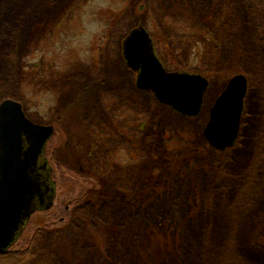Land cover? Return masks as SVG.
Returning <instances> with one entry per match:
<instances>
[{
	"label": "rangeland",
	"instance_id": "rangeland-1",
	"mask_svg": "<svg viewBox=\"0 0 264 264\" xmlns=\"http://www.w3.org/2000/svg\"><path fill=\"white\" fill-rule=\"evenodd\" d=\"M183 3L202 23L172 16ZM224 6L233 20L213 25ZM139 24L166 69L207 76L197 115L136 85L122 46ZM236 73L248 77L244 111L221 149L204 129ZM12 96L56 126L45 156L58 182L0 264L27 248L25 264H264V0H0V102ZM111 174L117 195L84 202Z\"/></svg>",
	"mask_w": 264,
	"mask_h": 264
},
{
	"label": "water",
	"instance_id": "water-1",
	"mask_svg": "<svg viewBox=\"0 0 264 264\" xmlns=\"http://www.w3.org/2000/svg\"><path fill=\"white\" fill-rule=\"evenodd\" d=\"M123 52L128 66L137 71L139 87L151 89L158 100L178 112L199 113L208 78L197 72L168 71L144 25L127 33ZM247 90L248 77L236 73L215 99L204 129L215 147L222 149L235 142ZM53 133V125L31 120L20 101L8 97L0 102V253L16 242L37 208L53 205L56 182L45 156Z\"/></svg>",
	"mask_w": 264,
	"mask_h": 264
},
{
	"label": "trees",
	"instance_id": "trees-1",
	"mask_svg": "<svg viewBox=\"0 0 264 264\" xmlns=\"http://www.w3.org/2000/svg\"><path fill=\"white\" fill-rule=\"evenodd\" d=\"M183 4H176L175 5L174 11H173V13L175 15H172V16H175V17L178 16V21L182 18L181 20H190L191 23H196V22L202 23L201 20H196L199 16L198 13H200V12L196 13V11H195L196 9L193 6L194 4H190V5L187 3H183ZM210 14H211V19H212L211 22L213 23V25H216V26L220 25L222 21H225L227 24L230 20H233L232 17L234 16L233 11L230 10L229 6H224L223 13L219 16L220 19L217 18L218 13H217V16H215L214 13H210ZM217 22H220V24H218ZM207 23H208L207 25L205 23H203V24H205V27H207L209 29L211 25L208 22V20H207ZM226 28H228V27H226ZM15 99L19 100L16 97H15ZM174 155L175 154L169 153L167 156L162 155V156L158 157L157 167H161L165 170L170 168L169 164H170L171 160L172 161L174 160L173 159ZM54 174L56 175V172H54ZM100 176L101 177H97L98 186L96 188H92L91 190L86 192L84 202L89 201V200L91 201L94 199L97 201H101V200H104L109 195H113V193H114V195H117V193L119 191L117 192L118 188L115 186V184L117 185L118 182H120V183L124 182L123 180L117 179L116 176H112V174L110 175L112 177L103 178L102 175H100ZM111 178H114V179H111ZM59 180L61 181L62 179L59 178ZM90 228H91L90 231H92L93 237L95 238L96 243L99 246H102L103 242H101V241L99 242V239L101 240L102 238H100V236L97 235V234H100L103 237V235L100 233V230L95 229L91 226H90ZM96 235H97V237H96ZM67 244L70 245L71 243H67ZM33 256H34V253L32 252V249H30V248L21 249L19 251H16V253H15V257H18L21 260L20 264H25L27 261H30V259Z\"/></svg>",
	"mask_w": 264,
	"mask_h": 264
},
{
	"label": "flooded vegetation",
	"instance_id": "flooded-vegetation-1",
	"mask_svg": "<svg viewBox=\"0 0 264 264\" xmlns=\"http://www.w3.org/2000/svg\"><path fill=\"white\" fill-rule=\"evenodd\" d=\"M122 53H123V56H124V52H123V47H122ZM161 58V57H160ZM162 59V58H161ZM124 61H125V64H126V66L127 67H129L128 65H127V62H126V58H125V56H124ZM163 61V60H162ZM130 68V67H129ZM132 69V68H131ZM133 70V69H132ZM134 72H136L135 70H133ZM137 73V72H136ZM130 104H128V103H126V104H128L129 106H132L131 104V102H129ZM48 124H51V125H54V123L53 122H49ZM54 129L56 130V126L54 125ZM52 157V156H51ZM49 162H50V167H51V178H52V180L53 181H55L56 182V184H57V182H58V180L56 179L57 177H56V175L54 174V172H55V165L56 164H52V159H50L49 158V160H48ZM90 201V200H89ZM67 210H69L70 208L68 207V205H67Z\"/></svg>",
	"mask_w": 264,
	"mask_h": 264
}]
</instances>
